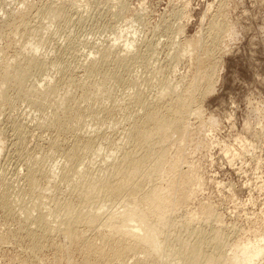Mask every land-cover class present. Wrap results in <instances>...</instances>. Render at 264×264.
Here are the masks:
<instances>
[{"label":"rangeland","instance_id":"374dc122","mask_svg":"<svg viewBox=\"0 0 264 264\" xmlns=\"http://www.w3.org/2000/svg\"><path fill=\"white\" fill-rule=\"evenodd\" d=\"M62 2L64 1L0 0V34L3 37L0 38V49H4V52H0L4 54H0V62L4 57L14 62L13 57L20 53L23 41L15 42L18 38L21 41V33L19 35L15 27H18L21 19H27L30 22L29 29L43 27L42 32L40 31L43 44L34 54L47 61H57L61 66L59 69L63 68L61 71L50 69L42 79L32 76L27 81V86H32L30 82L36 81L33 85L38 84L39 88L45 87L42 85L44 79L49 80L51 85H57L58 94L51 96L52 99L49 97V104L43 110L45 113L36 111L25 99L17 100L14 108H1L0 182L2 178L4 182H8L12 196L20 192V187H24L22 178L26 173L25 168H36L32 163L33 157L35 161L42 160L47 168L56 165L55 175H58L64 168L62 166H65L63 151L72 144L77 133L83 135L84 132L80 133L82 129H87L88 132L96 130L97 126L87 116L81 127L78 128L73 123V127L70 126L72 131L60 132L49 125L48 118L54 110L53 103L55 104L56 99L67 95L72 98L70 104L81 106V110L105 107L104 110L112 113L109 122L114 123L110 126L108 122L105 124L107 126L104 125L98 131L100 133L94 134L103 138L100 156L105 158V155L110 156L116 152V147L112 144L119 139L122 129H127V121L134 113L129 107V98L133 96L129 81L135 77L138 81L142 77L138 81L140 90L148 99L154 100L157 95L154 82L167 79L173 84L180 80L187 83V78L196 68L195 60L198 59L211 66L213 82L195 96L193 109L197 114H192V120L187 123L189 125L184 127V130L189 127L187 131L191 136L190 141L189 135L183 134V131L174 130L170 135V162L175 171L158 180V184L167 185L158 190L159 196L166 198L170 188L176 186L177 197L171 203L175 208L174 221H186L196 229L199 226L206 229L208 223H212L213 231L222 235L221 242L224 241L226 257L239 259L247 246L264 247V0H80L77 1L78 4L75 2L76 8L73 6V10L68 11L64 22L51 23L39 14L43 6ZM120 36L124 38L114 44V39ZM125 38L135 41L134 48L129 51L130 55L139 50V53H151L150 65L138 64L132 67L129 77L122 76L125 80L123 85L115 83L112 78L104 81L100 75L90 78L91 80L85 78L81 63L86 64L89 58L91 60L98 57L94 52L92 54L94 47L100 51V48L114 44L112 51L120 48L122 52L119 53L123 55L126 53L123 51ZM209 41L213 43L207 45ZM88 43L94 47L91 48ZM26 53V56L30 55L28 51ZM128 55L129 53L124 56L129 57ZM176 55L178 58L175 63L172 59ZM147 78L152 87L143 81ZM94 89L98 91L95 92ZM85 90L88 96L92 90L90 100H83L87 95ZM12 122L23 124L22 131L15 133L10 130ZM179 138H184V141ZM175 141L184 143L183 146L187 144L179 162H176L178 144ZM53 142L56 147H51ZM92 158L98 162L101 157ZM58 176L56 182L60 181L61 184L59 182L57 185L64 191L65 182ZM46 186L47 190L43 194L51 195L49 193L52 188L48 189ZM62 194L59 193L58 198L67 197L66 193ZM12 206L9 205L12 212L8 214V210L0 205V264H39L37 260L41 259L43 264H66L69 255L73 264L84 263L82 247H72L67 231L59 233L58 237L69 251L52 248L51 243L57 239L50 234L48 241L42 243L43 250L33 256L30 253L31 232L29 233L28 226H34L30 227L31 224L23 222L21 224H26L24 227L27 228L20 229L19 221L23 215L18 213V209L21 205L17 203L16 208L15 204ZM116 209L118 207L112 210ZM213 216L216 219L212 220ZM65 241H68L67 244ZM207 250L210 251V248ZM62 251L65 255L69 252V255L65 256ZM128 259L127 264H134V258ZM225 264H228V260ZM244 264H264V256L249 255Z\"/></svg>","mask_w":264,"mask_h":264},{"label":"bare ground","instance_id":"6f19581e","mask_svg":"<svg viewBox=\"0 0 264 264\" xmlns=\"http://www.w3.org/2000/svg\"><path fill=\"white\" fill-rule=\"evenodd\" d=\"M63 1L58 5L49 4L43 6L39 14L46 17L51 23L64 22L68 11L73 10L74 4L77 6L76 3L80 0ZM47 19L44 18V20ZM28 22L27 19H21L19 22L20 26L18 25L20 28L15 27L19 35L21 33L19 36L21 41L18 38L15 42H23L21 43L20 53L15 54L14 59H12L14 62L11 60L10 62L9 58L5 57H2L3 59L0 62V115H2L1 110L4 109L3 107L14 108L15 106L13 105L17 100L20 101L19 99H25L36 111L45 113L43 110L46 109L45 106L50 100L49 97L52 99L51 96L57 93V85H51L47 79L42 80L44 82L42 85L45 87L40 86L39 88L38 84L33 85L36 81L34 83L30 82L32 86H27V81L32 76L41 78L46 75L45 73L51 71L50 69L63 70V68L59 69L61 66L57 61H47L41 56L34 54L43 44L41 35L43 27L37 26L35 29H29ZM0 38H3L1 34ZM122 38L124 36L114 39V44H118ZM13 40L15 39L13 38ZM81 43L83 44V42ZM212 43V41H209L207 45ZM114 44L104 49L100 48V51L99 49L98 51L95 50L94 45L90 44L91 48L94 47L92 54L95 53L98 57H93L91 60L89 58V62L87 61L86 64L81 63L85 78L90 79L100 75L104 81L107 80L106 78H112L115 83L123 85L125 80L122 79V76L127 75L129 77L132 67L138 64L150 65V57L152 56L150 52L139 53V50V52L130 55L129 51L134 48L135 41L125 38L123 44L125 50L123 51L127 54L129 53V57L124 56L127 55L126 53L120 55L119 52H122L120 48H116L115 52L112 51ZM26 51L30 55L26 56ZM0 52H4V49H0ZM85 56L89 57L90 54H85ZM176 56L172 59L175 63L178 58V55ZM194 66L196 68L191 76L187 78V83L180 80V82L173 84L167 79L158 80L157 78L156 80L158 81L154 82L157 88V95L154 100L148 99L145 93L140 90L141 88L139 87L141 85L138 84L140 83L138 81L142 77L138 81L135 79L136 77L134 80L129 81V89L133 91L131 93L133 96L129 98V107L134 113L132 114L133 116L130 114L132 117L128 116L131 119L129 118L127 121V129H122L119 139L115 143H111L116 147L114 149L116 152L110 156L105 155V158L100 156L101 147L104 143L103 138L97 134L100 133L98 131L101 130V127H104L112 119V113L107 109L104 110L105 107L102 108L100 106V108L97 107L98 109L94 108V110L88 106L90 109L81 110V106L76 107L71 102L73 107L70 104V99L72 98L67 95H62L63 97L59 100H55V104L53 103L54 110L52 114L50 113L51 115L49 114L50 117L47 115V118L49 117V125L56 130L60 132L72 131L70 126L73 123L78 125L79 128L86 122V116L90 117L91 120L93 119L90 122H93L97 128L92 132L82 129L80 133L84 132L83 135L78 133L76 136L74 135L75 138L73 139L75 140L63 151L62 157L65 161V166L63 165L62 168H64L58 173L61 176L55 175L56 165H51L47 168L41 162L42 160L35 161L33 157L32 163L36 165V168L33 169L30 165V167L25 168L26 173L22 178L24 187H20L21 190H19L20 192L17 191L16 195L12 196L13 194L9 192L11 189L10 185L5 179V182L3 178L1 179L0 193L2 194H0V205L2 208L7 209L8 214H10L12 208L9 205L15 204L16 208V204L20 203L21 206L18 209V213L23 215V217L21 216L22 219L19 221V228L21 227L20 229H22L26 222L29 225L31 224L30 227H35L34 231V227H31L33 232L29 226L28 229L30 230L27 229L29 233L31 232L29 238L32 252L30 253L33 256L43 250L44 245L42 243L48 241L50 234H53L54 237L56 236L57 239L51 243L52 248L64 250L65 252L69 251L63 246L64 244H61L62 241L58 237L59 233L63 231L69 233V242L72 247L75 245L82 247L78 248H81L82 258L84 259L83 264H111V262L127 264L129 257L134 258V264H225L227 260L228 264H244L249 255H254L255 257L264 256V247L247 246L239 259L226 257L225 244L224 241L221 242L222 235L213 231L212 223H208L206 229H201L199 228L200 226L196 229V227L190 226L186 221H174L175 208L171 206V203L177 197L176 186L170 188L166 198H160L159 196L158 190L166 188L167 185L158 184V180L175 171L173 163L170 162V135L174 130L183 131V134L189 135L188 141H190L191 136L187 131L189 127L186 130H184V127L189 125L187 123H189L188 120L191 119V115L197 114L196 110L193 109L195 96L199 91L210 87L213 82L212 68L206 61L196 59ZM149 69L151 68L149 67ZM143 81L147 85H152L148 78ZM142 87L144 88V86ZM93 91L96 92L98 89ZM91 93L92 90L90 96H93ZM86 94L83 100L89 99L88 92ZM85 95L82 96L84 97ZM31 105L30 107H32ZM49 107H52V105ZM113 123L109 122V125ZM10 124V130L15 133H19L23 129V124L21 125L19 122ZM95 133L97 134L94 135ZM179 139L182 142L184 141L181 138ZM177 141L175 142L177 143ZM182 142H178L177 146L175 145L178 147L176 150V162L181 161L187 149V144L183 146L184 143ZM114 146L112 147L114 148ZM51 147H56V143L53 142ZM1 150L2 145L0 142V152ZM92 156L95 158L101 157L100 161L97 162ZM30 158L27 159L28 163ZM57 176L61 177L60 180L62 179L65 182V185L63 184L66 186L64 191L59 188V184L57 185L60 182H56ZM45 186L48 189L52 188L49 193H52L51 195L43 194L46 189ZM59 193H66L67 197L64 196L65 198L60 199V197L58 198ZM114 207H118V209L113 211ZM34 212L35 215L33 214ZM214 218L216 219L213 216L212 220ZM23 222H25L24 226L21 224ZM66 242L68 241H65V244H67ZM207 248H210V251ZM252 248H254L253 252H250ZM62 254H64L63 251ZM67 254L69 255V252ZM70 258L69 255L67 257L68 261L64 259V261H67H65L66 264H73L72 262L74 261L70 260ZM37 261L40 264L42 259Z\"/></svg>","mask_w":264,"mask_h":264}]
</instances>
